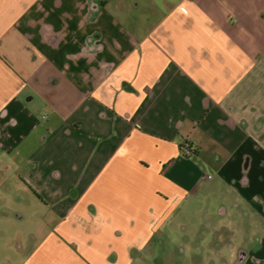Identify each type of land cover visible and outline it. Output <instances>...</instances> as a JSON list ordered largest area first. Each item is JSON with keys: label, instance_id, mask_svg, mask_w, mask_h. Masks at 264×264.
Wrapping results in <instances>:
<instances>
[{"label": "crops", "instance_id": "1", "mask_svg": "<svg viewBox=\"0 0 264 264\" xmlns=\"http://www.w3.org/2000/svg\"><path fill=\"white\" fill-rule=\"evenodd\" d=\"M263 24L264 0H0V216L30 234L6 264H135L185 214L210 264L250 256L234 217L263 247Z\"/></svg>", "mask_w": 264, "mask_h": 264}, {"label": "rangeland", "instance_id": "2", "mask_svg": "<svg viewBox=\"0 0 264 264\" xmlns=\"http://www.w3.org/2000/svg\"><path fill=\"white\" fill-rule=\"evenodd\" d=\"M1 212L2 210L0 208V215ZM1 217L2 216H0V264H6L7 257L12 263L17 261L20 262L23 258L20 254V246L26 248L30 243L28 229L22 227L20 224L14 226L10 224V226H8L5 220L2 219L3 217ZM181 219L186 222L185 227L181 230L182 232L170 233L169 236L164 237L158 233L150 246L145 250L142 257H140L135 264H192V250L196 254L199 253L202 257L200 259L196 258L194 261L195 263L201 260L203 262L205 261V264H210L211 260L208 254L212 251L210 246L214 236L209 232L208 225L202 224L200 228L197 227L199 218L197 216L192 217L191 214H185ZM233 221H235L233 224L235 235L229 244L242 250L245 249L249 252L250 256L242 263H237L238 254L237 252H233L231 260L229 257L227 259L228 262H225V264H264V245L263 247H258V236L254 238L251 237L255 234L252 233L255 227L250 225V218L248 219L243 216L240 218L234 217ZM184 243L192 245L190 246V250H188L186 247L187 245ZM223 252L228 256L231 253L228 248H225Z\"/></svg>", "mask_w": 264, "mask_h": 264}, {"label": "built area", "instance_id": "3", "mask_svg": "<svg viewBox=\"0 0 264 264\" xmlns=\"http://www.w3.org/2000/svg\"><path fill=\"white\" fill-rule=\"evenodd\" d=\"M183 152L185 156H191L194 154V149L190 145L186 144L184 146Z\"/></svg>", "mask_w": 264, "mask_h": 264}, {"label": "water", "instance_id": "4", "mask_svg": "<svg viewBox=\"0 0 264 264\" xmlns=\"http://www.w3.org/2000/svg\"><path fill=\"white\" fill-rule=\"evenodd\" d=\"M245 257H246V253H244L243 251H241L239 253V263H242L244 261Z\"/></svg>", "mask_w": 264, "mask_h": 264}, {"label": "flooded vegetation", "instance_id": "5", "mask_svg": "<svg viewBox=\"0 0 264 264\" xmlns=\"http://www.w3.org/2000/svg\"><path fill=\"white\" fill-rule=\"evenodd\" d=\"M239 262V255H238V259H237V263Z\"/></svg>", "mask_w": 264, "mask_h": 264}]
</instances>
